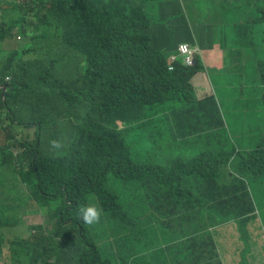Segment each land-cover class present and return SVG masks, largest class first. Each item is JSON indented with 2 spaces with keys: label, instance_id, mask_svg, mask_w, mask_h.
I'll list each match as a JSON object with an SVG mask.
<instances>
[{
  "label": "trees",
  "instance_id": "obj_1",
  "mask_svg": "<svg viewBox=\"0 0 264 264\" xmlns=\"http://www.w3.org/2000/svg\"><path fill=\"white\" fill-rule=\"evenodd\" d=\"M14 38L0 47V260L8 247V264H264L248 258L264 250V130L233 135L217 94L198 95L197 51L168 65L182 42L218 45L221 65L264 53V0H0V46ZM256 69L263 94L264 57ZM221 91L239 117L238 80ZM88 194L95 225L78 217ZM56 200L8 239L18 208ZM231 223L239 254L220 234Z\"/></svg>",
  "mask_w": 264,
  "mask_h": 264
},
{
  "label": "rangeland",
  "instance_id": "obj_2",
  "mask_svg": "<svg viewBox=\"0 0 264 264\" xmlns=\"http://www.w3.org/2000/svg\"><path fill=\"white\" fill-rule=\"evenodd\" d=\"M260 31V29H259ZM259 35L258 32L256 34L255 42L254 44H257L259 41ZM16 44V41L11 42L10 44H5L0 46L1 49L9 51L12 46ZM211 50H201L199 53L200 58L203 63L207 64L205 70V75L208 81V84L205 87V89L210 88L213 90L217 96L222 100L224 109L227 113V120L230 123L231 132L233 135H240L245 134L247 131L254 130L256 132H261L264 130V101L262 98V94L260 92L259 88H256V91L250 92L249 90L253 88L255 85L259 83L258 76H257V59L260 57H264V53L259 54L255 53L254 51L250 52H243V53H237L234 56H230L227 59V64L222 65L224 69L222 71L218 70V65L222 64L223 58H221V62L219 61V55L221 51H224V56L226 55L225 50L220 48L218 45H215L214 48ZM263 51V50H262ZM208 53L212 54L216 59V62L214 65H211V58L209 57ZM224 75L225 77L221 79V81H218V76ZM238 80L240 83V87L243 89V91H239V96H237L239 99H241L239 108H240V116L233 118L229 114V110L227 108L229 100L233 99H227L223 97L222 89H225L228 87L229 83H235ZM198 83V82H197ZM198 88H201L200 84L197 86ZM250 97H254V103L251 105L250 108H248L246 104V100ZM232 110V108H231ZM242 121L243 123L248 124V128H244V130H241V128L238 126V122ZM245 144H248V142H245ZM251 188L253 190V194L256 198V200L260 203H263L261 191H262V184H259L257 181L252 182ZM27 211H30V207H26ZM43 220V216L39 213H30L25 217V221L28 225H34L41 223ZM218 232V231H217ZM225 233H229V237L226 240V245L229 247V249H233L236 247V253L239 254L242 252V249L244 247V244L237 240L238 231L236 229V226L231 223L226 225L221 230V236H223ZM264 250L261 251L259 247L254 248L252 247L251 250V256H248L249 259H252L254 257L260 259L261 261H264ZM237 259L236 261H238ZM3 260L0 261V264H3Z\"/></svg>",
  "mask_w": 264,
  "mask_h": 264
},
{
  "label": "clouds",
  "instance_id": "obj_3",
  "mask_svg": "<svg viewBox=\"0 0 264 264\" xmlns=\"http://www.w3.org/2000/svg\"><path fill=\"white\" fill-rule=\"evenodd\" d=\"M20 40L19 38H14L9 42V44L13 41H17ZM183 44H187L188 47H189V51L188 52H182L181 49H180V46L183 45ZM16 44L12 47H15ZM213 49H216L213 48ZM203 50H210V49H203ZM200 52L201 49H198L196 46L194 47H191L188 43L186 42H182L179 44L178 46V51L177 53H172L169 58H168V65H169V69L172 70L174 68V63L178 60L180 61L182 64L188 66V67H191L194 63H195V52ZM200 55V54H199ZM201 59V58H200ZM202 62V60H201ZM216 62L218 61H212L211 62V65H214ZM202 64L204 66H208L207 64L203 63ZM219 66H222L221 64L218 65ZM205 68L202 69V74L205 75ZM206 77V75H205ZM207 80V78H206ZM208 84V81L205 85H203V88H205L204 86H206ZM195 86V85H194ZM196 88V87H195ZM197 89V88H196ZM209 91L208 94L206 95H211V94H215V92L213 90H211L210 88L207 89ZM262 98H263V101H264V93L262 94ZM122 125V124H121ZM125 126V124L123 125V127ZM51 145L53 148H56V149H59L61 147V144L59 141L53 139L50 141ZM19 188V186H18ZM18 193L20 194V191L19 192H15V194ZM86 200L88 202L82 204L79 206L78 208V217L80 220H82L83 224L84 225H95L99 222L100 218H101V215H102V209L101 207L97 204L98 202L92 197L91 194H88L86 196ZM96 202V203H95ZM60 205V201L59 200H56L54 202H50V204L48 205H42L41 206V211H39L38 209H36L35 205H34V201H31L30 203H26L24 204L22 207L18 208L17 211H16V214H17V222L13 223V227H14V231L13 232H7V236H8V239H12L13 237L15 236H18V237H21V238H28L30 236V230L31 231H35V229L33 228L34 226H37V225H41V224H44L45 222V214L44 213H47L48 211H50L51 209H55L56 207H58ZM26 207H30L31 210L30 211H27L26 210ZM30 213H39L43 216V220L41 223H38V224H34V225H28L25 221V217L30 214ZM72 222H69L67 223L65 229L71 224ZM214 232H217V228L214 230ZM101 237L97 236V239H100ZM103 241L105 240H109L111 241V238L110 237H104L102 239ZM6 257H5V260H3V264H8L9 261H10V250L9 248L7 247V251L5 253ZM1 261V260H0Z\"/></svg>",
  "mask_w": 264,
  "mask_h": 264
},
{
  "label": "crops",
  "instance_id": "obj_4",
  "mask_svg": "<svg viewBox=\"0 0 264 264\" xmlns=\"http://www.w3.org/2000/svg\"><path fill=\"white\" fill-rule=\"evenodd\" d=\"M211 50V49H210ZM214 50V49H213ZM207 51V50H205ZM209 57L211 58V61H216L217 58H215L212 54L208 53ZM198 82V83H197ZM193 83L195 87L197 88L198 95H206L209 93V91L205 88H203V85L207 83L206 77L204 74L199 73L193 78ZM198 84H200L201 88H198ZM218 228V227H217Z\"/></svg>",
  "mask_w": 264,
  "mask_h": 264
},
{
  "label": "built area",
  "instance_id": "obj_5",
  "mask_svg": "<svg viewBox=\"0 0 264 264\" xmlns=\"http://www.w3.org/2000/svg\"><path fill=\"white\" fill-rule=\"evenodd\" d=\"M180 49L182 52H188L189 51V47L187 44H183L180 46Z\"/></svg>",
  "mask_w": 264,
  "mask_h": 264
}]
</instances>
